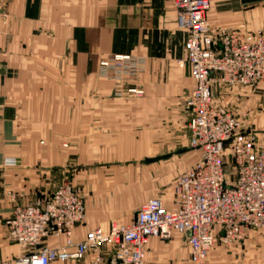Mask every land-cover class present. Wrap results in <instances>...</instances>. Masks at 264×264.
<instances>
[{
  "label": "crops",
  "instance_id": "0c3cea01",
  "mask_svg": "<svg viewBox=\"0 0 264 264\" xmlns=\"http://www.w3.org/2000/svg\"><path fill=\"white\" fill-rule=\"evenodd\" d=\"M1 1L10 20L0 25V264H13L24 252L5 237L14 204L9 192L30 202L75 172L72 182L87 209L73 229L75 241L96 227L132 222L139 208H128L152 197L176 207L167 172L181 170L199 150L191 147L188 128L186 99L195 80L187 31L177 24L172 0ZM207 19L214 29L258 30L264 0H211ZM114 55L145 62L137 83L127 85L143 89L142 97H112L119 79L112 70L106 77L101 61ZM214 98L264 142V81L215 86ZM66 239L50 236L45 243L57 247ZM186 239L180 232L151 236L146 264H199ZM111 255L107 247L105 256ZM92 256L51 264H89ZM203 264H264V233L251 228L238 243L216 242Z\"/></svg>",
  "mask_w": 264,
  "mask_h": 264
},
{
  "label": "built area",
  "instance_id": "2783aa9c",
  "mask_svg": "<svg viewBox=\"0 0 264 264\" xmlns=\"http://www.w3.org/2000/svg\"><path fill=\"white\" fill-rule=\"evenodd\" d=\"M172 3L178 26L187 31L186 60L195 80L186 99L188 128L191 147L200 151V159L175 178L177 206L169 208L161 197H152L132 222H111L75 241L73 229L86 220L87 209L73 183L65 180L49 195L30 202H19L9 192L14 204L5 221V237L24 250L13 264L80 261L88 252L93 254L89 264H146L149 238L168 239L174 232L187 236L190 259L203 264L216 242L238 243L251 228L264 233V142L214 98L215 86L248 87L264 81V28L214 29L207 19L211 0ZM8 21L7 6L0 0V25ZM141 61L132 55H114L102 60L101 66L126 69ZM130 91L143 93L137 88ZM229 155L236 168L232 180L225 171ZM216 228L222 230L221 235ZM63 234L65 244L52 247L45 243L48 237ZM107 247L112 249L109 258Z\"/></svg>",
  "mask_w": 264,
  "mask_h": 264
},
{
  "label": "rangeland",
  "instance_id": "374dc122",
  "mask_svg": "<svg viewBox=\"0 0 264 264\" xmlns=\"http://www.w3.org/2000/svg\"><path fill=\"white\" fill-rule=\"evenodd\" d=\"M6 4V3H5ZM6 6H7V4H6ZM7 9H8V7H7ZM9 12V11H8ZM9 20H10V13H9ZM9 22V21H8ZM124 68H126V69H121V68H117L116 66H111V67H109L108 66V68H106V67H103L102 66V70H103V74L106 76V77H108V78H110V73H109V70H112V72L118 77V83H117V85H116V88H115V91H114V93L112 94V97L113 98H122V97H128V96H134L135 98H140V97H142L145 93H144V90H143V93H136V92H132V91H130V89L131 88H137V89H140L141 90V88H139V87H136V86H130V87H128L127 85H128V83L131 81H133V82H135V83H137V80L139 79V77H140V75H141V73L142 72H144V70H145V62L142 60L141 61V64L140 65H135V64H133V65H127V66H125ZM131 69H133V70H131ZM133 97V98H134ZM197 153V155H196V157L193 159V161L192 162H190L189 164H184V165H182V169L181 170H178V172H173V171H171V172H167V180H166V182H167V184H166V188L168 187V188H170V187H172L173 186V184H174V181H175V178L181 173V172H183V171H185L186 169H189L194 163V161L195 160H199L200 159V151H196ZM227 163H226V168H225V171H226V175H227V178H229L230 180H232V179H234V176H235V174H236V168H235V164H234V162H233V160H232V157L229 155V156H227ZM169 162H172V161H167L166 163H169ZM168 166H172V164L171 165H167L166 167H168ZM73 173H75V172H73ZM73 173H71V176H70V178L68 179V180H66V181H69V182H71V183H73L72 182V177L74 176V174ZM177 173H178V175H177ZM177 175V176H176ZM176 176V177H175ZM76 184V183H75ZM164 187V188H165ZM163 188V189H164ZM79 190V189H78ZM142 206V204L140 205V206H133V208H132V210H131V207L132 206H130V208H128V213L130 212V213H134V210H136V209H138V208H140ZM107 227V226H106Z\"/></svg>",
  "mask_w": 264,
  "mask_h": 264
},
{
  "label": "water",
  "instance_id": "95a60500",
  "mask_svg": "<svg viewBox=\"0 0 264 264\" xmlns=\"http://www.w3.org/2000/svg\"><path fill=\"white\" fill-rule=\"evenodd\" d=\"M229 141H226L225 143H228Z\"/></svg>",
  "mask_w": 264,
  "mask_h": 264
}]
</instances>
